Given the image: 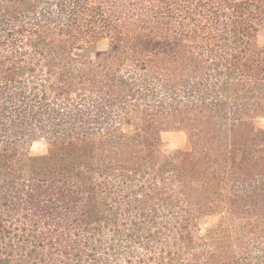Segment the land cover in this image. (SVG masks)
Wrapping results in <instances>:
<instances>
[{
  "label": "trees",
  "instance_id": "trees-1",
  "mask_svg": "<svg viewBox=\"0 0 264 264\" xmlns=\"http://www.w3.org/2000/svg\"><path fill=\"white\" fill-rule=\"evenodd\" d=\"M263 32L264 0H0V264H264Z\"/></svg>",
  "mask_w": 264,
  "mask_h": 264
},
{
  "label": "rangeland",
  "instance_id": "rangeland-1",
  "mask_svg": "<svg viewBox=\"0 0 264 264\" xmlns=\"http://www.w3.org/2000/svg\"><path fill=\"white\" fill-rule=\"evenodd\" d=\"M260 44L264 45V32L259 35ZM108 40H102L92 45L89 49V54L94 55L96 50H106L108 48ZM260 125H264V118L258 119ZM162 138V151L164 153H172L177 149L184 148L187 144V136L183 132L168 131L161 134ZM48 145L44 140L35 141L30 147L32 155H42L47 153ZM220 217L218 215H209L204 217L201 221V230L216 224Z\"/></svg>",
  "mask_w": 264,
  "mask_h": 264
}]
</instances>
